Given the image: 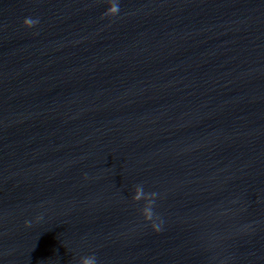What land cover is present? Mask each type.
Returning a JSON list of instances; mask_svg holds the SVG:
<instances>
[{"label":"water","instance_id":"obj_1","mask_svg":"<svg viewBox=\"0 0 264 264\" xmlns=\"http://www.w3.org/2000/svg\"><path fill=\"white\" fill-rule=\"evenodd\" d=\"M89 254L264 264V0H0V264Z\"/></svg>","mask_w":264,"mask_h":264},{"label":"clouds","instance_id":"obj_2","mask_svg":"<svg viewBox=\"0 0 264 264\" xmlns=\"http://www.w3.org/2000/svg\"><path fill=\"white\" fill-rule=\"evenodd\" d=\"M27 23H33V21L29 20ZM80 264H96V258L94 255H86L80 258Z\"/></svg>","mask_w":264,"mask_h":264}]
</instances>
